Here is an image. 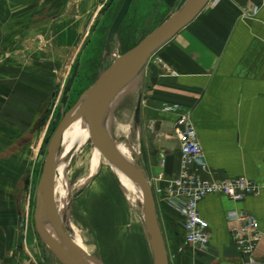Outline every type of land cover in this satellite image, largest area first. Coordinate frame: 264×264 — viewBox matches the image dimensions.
<instances>
[{"label":"crops","instance_id":"0c3cea01","mask_svg":"<svg viewBox=\"0 0 264 264\" xmlns=\"http://www.w3.org/2000/svg\"><path fill=\"white\" fill-rule=\"evenodd\" d=\"M157 1L162 23L187 0ZM142 69L139 77L113 95L102 122L110 141L124 143L126 155L150 186L156 184L157 174L170 179L179 171V143L172 135L177 115L161 111L163 104H170L190 113L209 171L204 177H245L261 187L257 196L239 202L222 195L199 202L198 213L210 234L206 249L185 243L183 217L158 203L167 264H245L230 238V211H246L257 219L263 238L253 258L254 264H264V0L206 3ZM136 82L137 88L133 86ZM5 181L11 177L2 170L0 182ZM123 203L122 192L109 172L104 179L96 174L86 184L74 211L86 244L100 262L114 264L111 260L123 254V237L127 236L136 251L134 264H153L139 226L125 228L128 216ZM140 245L142 257L137 253ZM10 261L26 264L21 255Z\"/></svg>","mask_w":264,"mask_h":264},{"label":"rangeland","instance_id":"374dc122","mask_svg":"<svg viewBox=\"0 0 264 264\" xmlns=\"http://www.w3.org/2000/svg\"><path fill=\"white\" fill-rule=\"evenodd\" d=\"M122 2L0 0V171L11 177L0 182V264H15L9 260L18 255L26 264H64L40 237L33 218L47 145L84 91L161 23L157 0H134L107 49L106 36ZM133 86L137 88V82ZM78 116L64 130L58 150L54 189L60 191L64 206L62 233L86 239L75 213L78 195L96 174L104 179L109 172L123 195L125 228L138 225L149 247L136 184L123 187L100 152L93 130L88 136H73L82 123L76 121ZM154 204L156 209L155 197ZM59 208L55 200V213L61 219ZM122 243L123 254L111 261L134 264L136 251L129 237L124 236ZM137 253L142 257L141 245Z\"/></svg>","mask_w":264,"mask_h":264},{"label":"water","instance_id":"95a60500","mask_svg":"<svg viewBox=\"0 0 264 264\" xmlns=\"http://www.w3.org/2000/svg\"><path fill=\"white\" fill-rule=\"evenodd\" d=\"M132 0H123L106 36V48L115 38L118 28L130 7ZM207 0H187L185 4L167 20L146 35L138 44L118 56L111 65L86 89L79 99L63 115L47 145L44 174L40 181L34 211L36 230L48 247L64 264H88L86 258L70 247L64 240L60 245L44 226L42 216L53 210L54 182L56 174V156L64 130L72 116L86 112L90 116L93 132L100 152L106 161L122 171L140 189L144 203V221L149 237L153 264H167V256L162 233L158 223L151 188L142 171L126 161L114 148L104 125L102 116L113 95L128 81L133 79L149 57L180 29L188 24ZM85 99V101H84ZM83 257V258H82ZM100 264H103L100 262Z\"/></svg>","mask_w":264,"mask_h":264},{"label":"built area","instance_id":"2783aa9c","mask_svg":"<svg viewBox=\"0 0 264 264\" xmlns=\"http://www.w3.org/2000/svg\"><path fill=\"white\" fill-rule=\"evenodd\" d=\"M211 1L214 0L206 3ZM154 61L164 66L160 59L155 58ZM169 74L175 75L171 70ZM161 111L177 115L172 135L179 143L180 163L177 175L170 179H165L162 173L157 174L156 184L150 186L151 193L157 203L175 209L183 217L185 243L206 249L210 234L207 222L198 213L199 202L210 195H222L239 202L246 197L257 196L261 187L245 177L222 180L204 177L203 174L209 171L189 111L170 104H163ZM227 218L232 222L229 233L235 249L245 264H254V252L263 238L257 219L246 211H230Z\"/></svg>","mask_w":264,"mask_h":264},{"label":"bare ground","instance_id":"6f19581e","mask_svg":"<svg viewBox=\"0 0 264 264\" xmlns=\"http://www.w3.org/2000/svg\"><path fill=\"white\" fill-rule=\"evenodd\" d=\"M84 101H85V99H84ZM77 115L78 114L72 116L70 118L68 124H70L72 121H74ZM79 120L82 123L79 124L78 127L75 129V131L73 132V136L75 137L76 135H79V134H84V135L88 136L87 132L93 130L89 114L86 113V112L79 113L78 119L76 121H79ZM102 121H103V116H102ZM111 142H112V145L114 146V148L116 149V151L126 161H128L130 164H132L134 166V163L132 162V160L126 155L125 148H124V145H123L124 143L122 144V143H115L113 141H111ZM59 165H60V153H58L57 156H56V170L59 169ZM114 168H115L116 172L119 174V176L121 178V184L123 185V187H125V188H127V186L129 187V185L131 183H133V181L128 176H126L122 171H120L118 168H116V167H114ZM54 184H55V182H54ZM54 187H55V185H54ZM136 188H137V190H139L140 197H141L140 201L142 202L143 211H144V203H143L142 194L140 192L139 187L137 186ZM58 191L59 190L56 187L54 189V194H56V198L53 195V201H54L53 202V205H54L53 206V213H51V211H48V213L43 214V216H42V220H43L44 226L46 227V229L48 230L50 235L60 245L64 246V243L62 241V240H64L70 247L74 248L77 252H79L81 255H83L86 258L85 260H86V262L88 264H100V261L98 259H96L97 257L95 258L92 255L93 254L92 253L93 248H92V246L90 247L88 244H86L87 243L86 239H84L83 237H80L78 235L75 238H70L66 233H64V234L62 233L61 229L63 228L62 223L65 220L64 217H63L65 215V213H64L63 204L61 202H59L60 200L58 198ZM59 193H60V191H59ZM55 200L57 201V203L60 205V208L62 209V218L61 219L55 213ZM144 228H145V233H146L147 239L149 241V237H148V234H147L145 223H144ZM149 247H150V244H149Z\"/></svg>","mask_w":264,"mask_h":264}]
</instances>
